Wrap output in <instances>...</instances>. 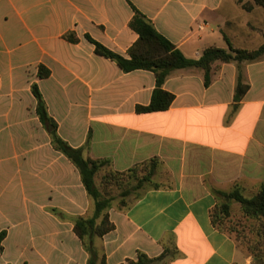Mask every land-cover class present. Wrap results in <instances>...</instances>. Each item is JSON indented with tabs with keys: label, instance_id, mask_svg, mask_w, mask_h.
<instances>
[{
	"label": "crops",
	"instance_id": "crops-1",
	"mask_svg": "<svg viewBox=\"0 0 264 264\" xmlns=\"http://www.w3.org/2000/svg\"><path fill=\"white\" fill-rule=\"evenodd\" d=\"M253 0H0V264H88L75 232L94 202L78 168L56 150L38 113L37 84L58 134L86 157L125 172L157 159L158 188L132 194L109 209L115 229L94 239L107 264L144 254L156 264H248L210 212L214 190L235 185L254 193L264 184V59L171 72L175 95L166 111L138 113L156 88L152 71L124 72L100 56L87 35L128 57L139 35L133 4L187 58L205 49L256 50L264 43V7ZM75 33L77 43L65 39ZM257 47H249V46ZM49 76H39L40 67ZM242 74L248 86L236 105ZM248 196V195H247Z\"/></svg>",
	"mask_w": 264,
	"mask_h": 264
},
{
	"label": "trees",
	"instance_id": "trees-1",
	"mask_svg": "<svg viewBox=\"0 0 264 264\" xmlns=\"http://www.w3.org/2000/svg\"><path fill=\"white\" fill-rule=\"evenodd\" d=\"M242 2V0H241ZM134 10V17L130 22V27L138 35L139 39L130 48L128 57L118 54L107 48L102 43L94 40L87 35V39L95 45L98 55L115 61L118 66L126 73L137 70L152 71L156 75V88L154 90L151 103L148 106H138V113H152L168 110L175 100V95L163 88L167 78L172 71L177 69L194 68L204 71L205 85L209 86L212 82V73L217 63L237 64L251 63L264 59V43L256 50L239 49L230 46L228 49L220 47H209L205 49L202 57L198 60L187 58L179 49L175 47L165 36L157 31L149 19L131 4ZM247 10L255 7H264V0H253L243 4ZM65 39L71 43H77L78 37L71 32L65 35ZM44 66L40 67L39 76L45 78L49 76V71L44 73ZM248 86L243 82L242 74L235 93V102L238 105L247 92ZM38 106L37 113L42 124L51 136L52 143L56 150L62 152L79 170L82 182L88 195L94 202V211L91 217H79L75 221V232L85 243L90 254L88 264H107L105 257L100 258L97 248L94 246L96 237H103L115 229V224L110 220L109 209L114 205L123 207L126 205L128 197L142 190L158 188L159 185L153 182V177L159 166L157 159H151L141 164H137L125 172L115 171L110 167V162L104 159H93L86 157L84 148H74L70 146L58 134V124L49 115L46 101L40 92L37 84L32 87ZM106 170L102 178L101 187L97 180L100 173ZM135 180L136 184L132 188L124 190L123 198L115 204V198L111 196L110 187L115 184L119 187L125 185L129 180ZM147 184H153L147 186ZM217 204L211 210L210 216L212 224L219 231L230 235L239 245V235L235 236L236 225H230L231 203L240 204L243 216L248 219H255L263 225L259 229V234L264 236V184L252 197L245 195V188L235 185L230 192L214 190ZM7 233H0V251H2L3 240ZM251 248L255 250V246ZM177 252L171 248H165L164 253L158 257L150 259L144 254L139 255L138 261L129 260L130 264H149L154 261L164 260L174 257Z\"/></svg>",
	"mask_w": 264,
	"mask_h": 264
},
{
	"label": "rangeland",
	"instance_id": "rangeland-1",
	"mask_svg": "<svg viewBox=\"0 0 264 264\" xmlns=\"http://www.w3.org/2000/svg\"><path fill=\"white\" fill-rule=\"evenodd\" d=\"M249 47H257L249 46ZM106 170L104 169L97 180V184L101 187L102 178L105 175ZM154 182V177H153ZM155 183V182H154ZM135 180H129L125 185L119 187L113 184L109 191L111 192V196L115 198L114 203L118 204L123 198V192L126 188L130 189L135 186ZM153 184H147V186H152ZM258 191V190H257ZM256 191V192H257ZM254 193V195L256 194ZM247 197L250 194L245 193ZM251 197V196H250ZM129 198V197H128ZM230 225H236V231L234 233L235 236L239 235L237 232H240L239 238V248L245 253L246 257L249 259L250 263L248 264H264V236L259 234V229L262 227V223L255 219H248L243 216L242 209L240 204L236 202L231 203V218H230ZM264 227V226H263ZM255 246V250L253 251L251 248ZM171 258L168 257L167 261L169 262ZM157 260L149 263V264H156ZM127 264H130L129 262Z\"/></svg>",
	"mask_w": 264,
	"mask_h": 264
}]
</instances>
